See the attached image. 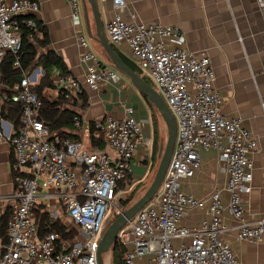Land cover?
Listing matches in <instances>:
<instances>
[{"label":"built area","instance_id":"1","mask_svg":"<svg viewBox=\"0 0 264 264\" xmlns=\"http://www.w3.org/2000/svg\"><path fill=\"white\" fill-rule=\"evenodd\" d=\"M72 28L82 47L85 78L55 73V82L73 103L85 86L97 90L119 77L104 64L90 41L82 0H67ZM113 5L106 25L111 44H126L129 58L143 76L156 85L176 117L178 130L169 167L157 194L119 230L117 240L126 248L125 264H241L232 246L222 238L224 204L216 186L208 198L182 190L183 179L201 167L200 151L215 150L228 173L225 189L228 209L237 221V237L246 241L264 238V216L245 217L244 200L252 191L253 161L258 139L240 118L229 117L220 108L222 98L214 86L215 71L210 56L193 53L186 46L180 27L143 22L130 11L128 0H101ZM264 23V0H256ZM38 0H0V65L6 55H16L20 66L21 26L36 35ZM44 70L36 68L18 83L9 85L0 70V99L17 104L19 126L7 135L0 127V141L13 147V203L7 216V231L0 264H98L97 251L108 217L123 212L118 183L132 167L139 147L152 149L153 139L144 135L126 107L121 116L108 114L93 121L95 136L113 151H93L86 143L51 133L38 118L42 102L32 86ZM76 128L89 131L83 117L75 116ZM58 205L75 229L73 242L58 232L39 236L35 209L44 206L51 222L62 219ZM208 205L210 218L194 225L184 219L190 209ZM65 222V221H64Z\"/></svg>","mask_w":264,"mask_h":264},{"label":"crops","instance_id":"2","mask_svg":"<svg viewBox=\"0 0 264 264\" xmlns=\"http://www.w3.org/2000/svg\"><path fill=\"white\" fill-rule=\"evenodd\" d=\"M38 1L40 11L35 17L49 31L51 49L63 59L71 74L84 80L83 50L72 28L68 1ZM98 2L106 30L107 22L113 15V5L101 0ZM130 11L136 13L139 21L180 27L186 37V46L191 52H205L210 56L216 75L214 86L222 98L221 110L229 117L240 118L243 125L258 139L257 149L251 154L252 191L245 197L244 208L245 217L249 220L264 216V23L257 1L128 0L124 12L126 19H129ZM90 18L92 32L95 33L92 17ZM84 20L86 24L85 10ZM89 38L101 61L111 66L108 64V59L99 53L97 45L102 49L99 43L90 35ZM117 48L129 57V48L126 44H120ZM55 78L54 76V80ZM84 90L88 97V104L82 111L86 123L102 119L108 114L121 116L126 107H132L144 135L153 139L154 127L150 106L128 78L119 74L117 79L103 83L97 90L87 86ZM60 91L55 82V87H47L43 93L46 97L55 99L60 95ZM4 109V102L0 99V127L10 135L15 131L14 121L17 110L8 114ZM163 130L165 131V127L161 126L160 122V146ZM74 133L87 146L89 145V131L77 128ZM107 150L114 155L109 148ZM158 154L157 158L153 159L152 149L143 146L137 149L129 173L133 187L140 186L146 190L150 185L156 165L155 160L159 159ZM200 158V169L193 177L182 180V190L198 198H208L218 186L221 189L224 204L222 217L226 226L222 238L232 246L241 264H264V238L254 242L237 237V221L232 217L227 206L229 194L225 185L228 173L218 152L202 149ZM12 162V145L7 140L0 141V252L6 236L8 212L13 203ZM208 209V205L190 209L184 222L194 225L204 218H210Z\"/></svg>","mask_w":264,"mask_h":264},{"label":"trees","instance_id":"3","mask_svg":"<svg viewBox=\"0 0 264 264\" xmlns=\"http://www.w3.org/2000/svg\"><path fill=\"white\" fill-rule=\"evenodd\" d=\"M37 21L38 28L41 32L40 35H36L31 29L25 25L21 26V40L22 46L19 52L20 66H14V60L16 55L9 52L4 58L0 65V70L3 74L4 80L9 85L18 83L25 74H29L36 68L41 67L44 73L41 75L39 82L32 86V90L38 94L41 99L42 105L38 111V118L41 119L50 129L51 133L61 135L63 137H68L72 140H80L75 132L77 128L74 125V117H83L82 111L88 104V97L83 90L76 97L73 103H70L64 96L63 92L60 91V95L55 99H50L44 95V90L47 87H55L54 76L56 72H60L62 75L70 73L63 59L50 47V34L46 26L43 25L35 17ZM114 49L121 56L123 61L132 69L142 75L140 69L135 65V63L122 51H120L117 46L112 44ZM106 55L110 65L113 67L111 60ZM105 64V63H104ZM107 65V64H106ZM143 76V75H142ZM145 80L154 86L147 77L143 76ZM144 98L148 102L151 109V118L154 127L153 136V147H152V158L156 159L159 152L160 143V131L159 124L161 116L155 106L148 100L147 96L143 94ZM4 110L8 114H11L14 110L16 111L14 126L15 130L19 126V113L17 104L12 102H4ZM14 113V112H13ZM88 149L93 151H107L106 144L95 136L94 123L91 121L89 123V145ZM128 174L118 183V189L126 192L125 186L129 180ZM136 188L132 189L128 197H121L120 204L122 210L129 205L135 196ZM36 218L37 226L39 230V236L44 237L49 232H58L69 242H73L75 237V229H69L68 226L62 219L55 222H51L49 212L44 206L37 207ZM118 216V213L114 214ZM7 227V222H6ZM113 250V263L115 264H125V253L126 248L119 243L118 240L115 241L111 248Z\"/></svg>","mask_w":264,"mask_h":264},{"label":"water","instance_id":"4","mask_svg":"<svg viewBox=\"0 0 264 264\" xmlns=\"http://www.w3.org/2000/svg\"><path fill=\"white\" fill-rule=\"evenodd\" d=\"M82 1L85 10L86 25L90 37L99 43L118 73L128 78L142 94L147 96L148 100L158 110L161 119L166 125L168 134L164 147L162 145L160 147L158 154L159 163L150 185L133 204L113 219L103 234L98 246L97 261L98 264H107L104 256L111 250L117 240L119 230L157 194L170 164L177 139L178 124L175 115L160 92L154 86L149 84L142 75L135 70H132L109 42L101 17L98 0ZM90 13L95 26V33H93L91 29Z\"/></svg>","mask_w":264,"mask_h":264},{"label":"rangeland","instance_id":"5","mask_svg":"<svg viewBox=\"0 0 264 264\" xmlns=\"http://www.w3.org/2000/svg\"><path fill=\"white\" fill-rule=\"evenodd\" d=\"M90 16H91V13H90ZM97 47H98V51H99V53L106 59L107 57H106V55L104 54V52H103V50L101 49V48H99V46L97 45ZM108 63V62H107ZM109 65H110V63H108ZM155 87H156V85L154 84V83H152ZM160 122H161V126L163 125V127H165V131L163 130V134H162V146L164 147V145H165V143H166V141H167V136H168V134H167V129H166V126H165V124H164V122L162 121V120H160ZM161 147V146H160ZM156 161V165H155V169H153L154 171H153V173H152V178L154 177V174H155V172H156V169H157V166H158V163H159V159H157V160H155ZM134 188H136V190H135V196H134V198L132 199V201L129 203V205L125 208V209H127L131 204H133L143 193H144V191H145V189H143L142 187H136V186H132L131 185V182H128L127 184H126V186H125V189H126V192H123L122 193V196L121 197H128V195H129V193L131 192V190L132 189H134ZM57 212H58V214L61 216V218H62V220L63 221H65V223H68L69 225H70V223L69 222H67V221H69V219H67V217L64 215V213H63V210L61 209V207L58 205V207H57ZM115 212L113 211L112 213H111V215L108 217V220H107V223H106V227L113 221V219L116 217L115 215ZM73 229V228H72ZM105 261H106V263L107 264H115V263H113V250L111 249L107 254H105Z\"/></svg>","mask_w":264,"mask_h":264}]
</instances>
